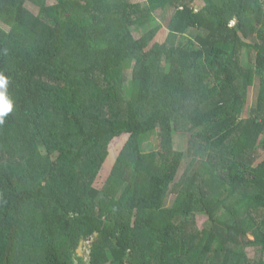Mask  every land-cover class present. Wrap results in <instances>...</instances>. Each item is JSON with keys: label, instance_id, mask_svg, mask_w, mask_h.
I'll use <instances>...</instances> for the list:
<instances>
[{"label": "trees", "instance_id": "obj_1", "mask_svg": "<svg viewBox=\"0 0 264 264\" xmlns=\"http://www.w3.org/2000/svg\"><path fill=\"white\" fill-rule=\"evenodd\" d=\"M49 1L0 0V264H264V0Z\"/></svg>", "mask_w": 264, "mask_h": 264}, {"label": "rangeland", "instance_id": "obj_2", "mask_svg": "<svg viewBox=\"0 0 264 264\" xmlns=\"http://www.w3.org/2000/svg\"><path fill=\"white\" fill-rule=\"evenodd\" d=\"M145 0H136V2H143ZM55 0H50L49 4H54ZM196 4L201 7L203 6L202 1L198 0ZM33 11L36 12V9L34 7H30ZM172 11L167 10L166 12H157L155 16L158 18V20L163 24L166 25L169 16H171ZM248 25H250L248 23ZM251 26V25H250ZM168 30L164 27L159 34L157 35L154 43H164L168 37ZM193 34V33H192ZM244 57H247V54L245 53ZM256 92H257V86L254 85L250 88L249 90V96H248V103L246 106V115H249L255 100H256ZM129 135H123L120 138H116L111 146H110V155L100 173V176L98 177L95 186L98 189H102L109 177V175L112 173L113 167L115 165V162L123 150L124 146L128 142ZM170 146L173 150H185L186 149V142L181 136H176L170 140ZM142 148L146 152H152V151H157L160 148L159 145V137L157 133H153L147 138H144L142 141ZM207 221V218L205 216H200L197 218V226L200 229H203L205 222ZM94 249L93 246V241L90 240L88 242H83L78 250V254L80 257L83 258V262L79 264H90L91 263V258H90V252H92ZM250 254H252L251 251H249ZM254 254V253H253Z\"/></svg>", "mask_w": 264, "mask_h": 264}, {"label": "clouds", "instance_id": "obj_3", "mask_svg": "<svg viewBox=\"0 0 264 264\" xmlns=\"http://www.w3.org/2000/svg\"><path fill=\"white\" fill-rule=\"evenodd\" d=\"M8 78L0 73V124L4 123V117L12 111V104L6 98Z\"/></svg>", "mask_w": 264, "mask_h": 264}]
</instances>
